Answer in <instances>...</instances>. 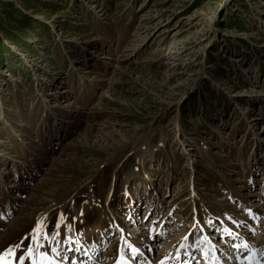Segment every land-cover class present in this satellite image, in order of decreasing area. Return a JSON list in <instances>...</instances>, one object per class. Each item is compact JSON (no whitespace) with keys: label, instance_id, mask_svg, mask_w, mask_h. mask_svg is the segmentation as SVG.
Here are the masks:
<instances>
[{"label":"rangeland","instance_id":"374dc122","mask_svg":"<svg viewBox=\"0 0 264 264\" xmlns=\"http://www.w3.org/2000/svg\"><path fill=\"white\" fill-rule=\"evenodd\" d=\"M0 257L264 264V0H0Z\"/></svg>","mask_w":264,"mask_h":264},{"label":"snow or ice","instance_id":"6c2138e0","mask_svg":"<svg viewBox=\"0 0 264 264\" xmlns=\"http://www.w3.org/2000/svg\"><path fill=\"white\" fill-rule=\"evenodd\" d=\"M61 219H63V217H61ZM43 222H41V224H42ZM56 227H59V224L58 225H56ZM34 232H35V236H34V240H35V242H36V244H37V247H40V245H39V237H40V233H41V227L40 226H38L35 230H34ZM56 235H58V233H55V234H53V239L55 238V236ZM45 239H47V234H45V237H44ZM27 239V238H26ZM245 247H247L246 245H245ZM8 254H11V255H14L15 253L11 250V249H9L8 250V253H6V255H8ZM28 255L29 256H32L33 255V249L31 248V247H29L28 248ZM42 255V257H43V259H47V256H46V254H41ZM0 259H2V257H0ZM5 264H7V262H5ZM33 264H39V262H37V261H33Z\"/></svg>","mask_w":264,"mask_h":264},{"label":"bare ground","instance_id":"6f19581e","mask_svg":"<svg viewBox=\"0 0 264 264\" xmlns=\"http://www.w3.org/2000/svg\"><path fill=\"white\" fill-rule=\"evenodd\" d=\"M255 195V194H254Z\"/></svg>","mask_w":264,"mask_h":264}]
</instances>
